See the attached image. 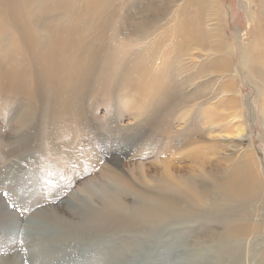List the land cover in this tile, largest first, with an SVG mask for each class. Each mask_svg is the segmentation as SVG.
Masks as SVG:
<instances>
[{
	"label": "rangeland",
	"instance_id": "1",
	"mask_svg": "<svg viewBox=\"0 0 264 264\" xmlns=\"http://www.w3.org/2000/svg\"><path fill=\"white\" fill-rule=\"evenodd\" d=\"M211 1L198 3L211 11L199 15L207 46L185 49L180 19L197 14L195 0H109L103 22L110 27L75 43L82 61L59 81V69L41 65L48 55L28 46L34 20L41 27L61 19L44 8L58 0L32 1L15 20L26 24L23 33L9 23L18 7L6 15L0 0V212L8 213L0 217V264H218L217 245L203 235L222 232L219 226L194 220L151 234L91 231L80 196L82 185L109 168L160 193L159 181L184 177L213 199L218 181L240 179L230 173L241 161L254 165L247 171L262 177L264 191V85L246 76L240 60L241 47L252 44L246 0ZM218 38L222 51H234L230 67L222 66L223 52L211 50ZM22 69L23 80H13ZM234 196L237 205L252 203ZM258 207V249L246 262L264 255V194Z\"/></svg>",
	"mask_w": 264,
	"mask_h": 264
},
{
	"label": "bare ground",
	"instance_id": "2",
	"mask_svg": "<svg viewBox=\"0 0 264 264\" xmlns=\"http://www.w3.org/2000/svg\"><path fill=\"white\" fill-rule=\"evenodd\" d=\"M32 1L34 0H18V2L4 0L7 5V8H4L5 14H8L9 9L12 7H18V13H10L11 20H9V23L14 22L17 29L22 33L26 30V24H21L15 20L19 18L22 12H29ZM199 1L201 3L203 1L204 3L212 2L211 0H195L194 5H198V8L195 9L197 14L193 17L180 19L181 28L178 34L181 42L179 44L185 49L191 46L203 49L209 41L210 34L202 30V17L199 15L211 11H209L210 8L208 9L205 6L199 7ZM108 3H110L109 0H82L81 4L72 3L71 0H58V4H43L48 13L56 11L60 13L61 19L56 18L48 23L42 22L40 24L41 27H38L39 25H36L34 22L36 20H34L32 28L34 38L31 44L28 43V46L35 45L39 48L38 53L48 55L47 62H42L41 65L45 66V68L59 69V72L55 74L59 81L70 76L69 72L73 68L72 65L75 64V60L82 61L80 53L76 51L75 43L83 41L84 38L86 39L93 32L95 33L93 35L94 38L103 35L105 30H107V26L110 27L107 22H103L109 12ZM245 5L248 10L247 17L252 23L247 32L250 35L249 38L252 44H245V46L241 47L240 60L242 66L247 70L246 76L251 77L256 85H264V63L262 62L264 59V0H246ZM2 24L3 20H0V28ZM97 26L98 28H96ZM224 48V41L218 38L217 42L213 43L211 50L213 53L223 52L221 58V61H223L222 66L227 68L232 64L234 51L230 50V48L222 51ZM81 68L85 69L86 67ZM20 71L21 73L15 75L13 80H23L26 69ZM82 72L84 73V71ZM31 74L32 76L34 75L33 77H38V74L35 76L34 70ZM80 76L82 75L80 74ZM34 81L37 82V78ZM159 106L157 103V112ZM152 120H155V117ZM240 133L241 129L239 128L237 134L239 135ZM23 144L24 141L20 145ZM122 152L123 150H120L114 156L112 163L116 167L121 163L119 154ZM6 156L5 154L3 155L5 160L7 159ZM253 168L254 165L252 163L241 161L239 167L233 169L230 173L231 177L239 176L240 179L218 181L214 187L217 191L213 199L207 198L203 192L200 194L197 191L202 185L184 177L175 179L168 176V178L162 179L156 185L158 189L164 190V192L160 193L154 190L155 188L149 189L141 185L135 174L126 178L118 174L116 170L104 168L101 176L80 187V196L88 205V214L83 217L85 219L84 228H88L91 231L93 229L97 231L111 228L122 229L123 232L124 230L127 232V230L148 231L149 229L150 231L148 232L150 233L152 232L151 229L155 227L158 229L163 228L164 226L160 225L170 222H192L197 220L203 226L208 224L209 226H219L223 229L222 232L203 235L204 240H212L217 245L213 252L218 264H264V255L262 258L250 259L249 262L245 260L250 251L258 249V241L253 238L260 227L256 220L258 218L254 217L258 215V206L264 194V191H262V177L247 171ZM238 170L242 171L244 175L242 173L237 175ZM184 191H189L191 196H187L188 194L184 193ZM234 195L250 196L252 203L249 205H237L239 197ZM6 216H8L6 211L0 212L1 218ZM129 235H126V238ZM129 237L133 236L130 235ZM132 241H135V239H132ZM206 243H209V241ZM129 245L131 247L132 244ZM130 247H127L128 250ZM133 250L136 251L135 249ZM134 251L133 253H135ZM198 254L200 255L199 252ZM202 256H205V251ZM204 258L202 259L204 260ZM196 259L199 260L198 256H196ZM210 259H207V263H209L208 260ZM198 262L203 261L199 260Z\"/></svg>",
	"mask_w": 264,
	"mask_h": 264
}]
</instances>
